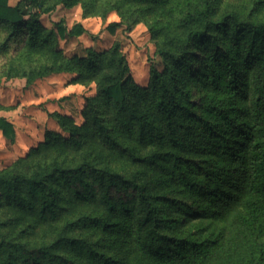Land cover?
<instances>
[{"label":"trees","instance_id":"16d2710c","mask_svg":"<svg viewBox=\"0 0 264 264\" xmlns=\"http://www.w3.org/2000/svg\"><path fill=\"white\" fill-rule=\"evenodd\" d=\"M74 3L83 15L127 4L110 32L157 12L150 28L163 69L150 63L138 85L117 42L66 55L55 35L83 25L54 30L41 15ZM229 4L0 0V76L29 86L70 71L96 84L82 124L52 114L61 131L46 128L0 168V208L13 211L0 221V264H264V15ZM0 130L14 140L4 116ZM97 147L134 169L103 164Z\"/></svg>","mask_w":264,"mask_h":264},{"label":"rangeland","instance_id":"374dc122","mask_svg":"<svg viewBox=\"0 0 264 264\" xmlns=\"http://www.w3.org/2000/svg\"><path fill=\"white\" fill-rule=\"evenodd\" d=\"M184 1L187 3V0ZM227 1L241 16L257 14L258 11H261L258 14L264 15V0L256 4H253V0H224V3ZM127 6L126 4L121 9L109 10L106 6H99L93 13L83 15L80 3L59 4L53 11L42 14L41 21L54 30L56 28L54 23L58 21L62 22L66 30L75 23L83 25L85 31L79 35L71 36L66 31L64 35H55L57 47L68 56L83 57L89 49L98 52L110 48L116 42L119 43L120 51L128 60L134 82L146 86L149 82L150 63L159 70L164 66L162 58L156 53L158 41L150 28L152 22L160 17L157 12L143 16L140 14L131 28L123 24L117 26L114 32L108 31L107 24L121 20L123 15H126L123 11H126ZM174 12L178 13V9ZM1 61L0 58V63ZM75 75L70 71L52 72L36 79L29 86H25L23 78L0 76V101L3 102L0 116L8 118L15 127L13 141L0 133V168L10 165L16 158L25 155L29 148L42 141L46 128L61 131L52 114L65 115L71 117L77 125L82 124L84 118L81 111L86 97L95 93L96 84L94 81L74 82L72 79ZM96 153L103 164L125 172L134 169L126 158H120L115 153L100 150L98 147L94 148V154ZM69 154L72 157L78 156L73 151ZM84 209H86L84 212L89 213L94 212L96 207L87 206ZM12 212L7 206L0 208V221L7 220ZM11 227L15 228V225ZM121 256L122 254L119 255Z\"/></svg>","mask_w":264,"mask_h":264},{"label":"crops","instance_id":"0c3cea01","mask_svg":"<svg viewBox=\"0 0 264 264\" xmlns=\"http://www.w3.org/2000/svg\"><path fill=\"white\" fill-rule=\"evenodd\" d=\"M12 1V0H11ZM1 102V101H0ZM1 103H3V102H1ZM8 119V118H7ZM9 120V119H8ZM12 122V121H11ZM0 133H1V130H0ZM2 134V133H1Z\"/></svg>","mask_w":264,"mask_h":264}]
</instances>
